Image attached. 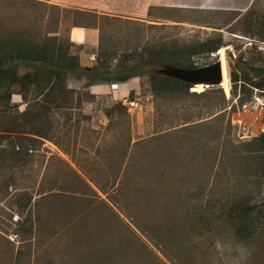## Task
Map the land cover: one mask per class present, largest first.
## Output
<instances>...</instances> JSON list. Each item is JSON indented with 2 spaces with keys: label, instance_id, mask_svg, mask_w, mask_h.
<instances>
[{
  "label": "rangeland",
  "instance_id": "374dc122",
  "mask_svg": "<svg viewBox=\"0 0 264 264\" xmlns=\"http://www.w3.org/2000/svg\"><path fill=\"white\" fill-rule=\"evenodd\" d=\"M220 2L0 0V40L49 34L69 43L73 26H90L99 29L97 53L119 73L136 63L127 54L221 36L230 78L228 92L190 83L198 95H158L150 75L171 64L117 82L125 94L95 93L71 75L66 107L37 141L22 113L37 110L36 94L25 100L13 86L0 111V264H264V229L241 241L216 213L212 233L194 229L198 212L234 199L264 209V153L248 155L264 133V89L244 92L230 77L244 68L254 80L249 65L264 66V0L239 10ZM220 56L194 58L202 66ZM14 143L26 154L13 153Z\"/></svg>",
  "mask_w": 264,
  "mask_h": 264
},
{
  "label": "trees",
  "instance_id": "16d2710c",
  "mask_svg": "<svg viewBox=\"0 0 264 264\" xmlns=\"http://www.w3.org/2000/svg\"><path fill=\"white\" fill-rule=\"evenodd\" d=\"M223 45V38L218 36L196 42L192 46L182 47L181 45H175L173 47L155 46L144 48L140 53L125 55V61L134 59L136 63L123 68L117 73L108 70L110 57L103 60L100 53L96 54L94 65L82 66L80 51L83 46L71 40H69V43L60 42L56 35L47 34L46 40L43 42L30 38L0 40V111H5L3 108L4 102L10 103L11 90L15 85L20 87L18 93L22 94L25 100H28L29 95L36 94L34 105H36L37 110L32 112V110L29 111V108H27L22 112L23 114L26 113L32 124V130L27 133H30L31 138L36 141L44 138L48 139L51 135V126L53 125L51 120L48 119L49 115L66 107L65 104L70 99L71 90L67 87L69 76L86 78V85L92 90V86L94 85L112 84L127 81L135 76H141L147 73V71L140 72V69L148 68L151 65L171 64L182 67H197L198 65H196L194 57L205 54L210 55ZM22 66L28 68L24 73H20L19 71V68ZM249 69L255 73L256 78L254 80L249 77V72L244 68L242 76H240V72L237 70L233 69L231 71L230 77L234 83V88L238 87L241 81L244 92H251L253 90L252 87L264 89V66L250 64ZM150 79L152 89L158 95L169 88L180 94L198 95L195 92L189 91L191 87L190 83L163 74H152L150 75ZM236 92L237 89H235L234 93ZM44 121L47 123H44ZM253 141L249 145L254 149L251 147V153L248 155L264 153V133ZM1 145H3L2 138H0ZM13 146L11 150L13 153L26 154V152H20V146L17 148L15 143ZM3 149L0 147V154L5 151ZM20 158L25 159L24 157ZM247 159L249 160V158ZM257 167L259 166L257 165ZM241 198L226 202L220 206H218L219 204L215 205L217 210L213 211L214 208L210 209L208 210V214L206 212H198L200 217L197 218L198 222L194 223V229H198L196 227H199L198 225L202 223L201 228L207 233H212L215 230L213 222L216 213L218 218L230 227L232 233L239 240L257 239L256 235L264 229V223H259L261 221L260 215H264V209L259 208L257 211V207L249 204L247 198ZM26 199L29 202L31 196ZM262 203L263 205L260 207L264 208V202ZM183 214L191 215L189 209L186 207ZM180 216L181 218L183 217L182 215ZM200 235L207 234L203 232ZM149 239L152 240L153 236H149Z\"/></svg>",
  "mask_w": 264,
  "mask_h": 264
},
{
  "label": "crops",
  "instance_id": "0c3cea01",
  "mask_svg": "<svg viewBox=\"0 0 264 264\" xmlns=\"http://www.w3.org/2000/svg\"><path fill=\"white\" fill-rule=\"evenodd\" d=\"M219 1L220 0H206V4L213 6V4H217ZM245 2H247V0H227V3H225L224 0H222V2L220 3L228 5V7H226L225 9H232V10L238 9L239 10V5L241 3L245 5ZM69 6H73V5H69ZM70 38L72 42H75L76 44L83 46L82 50L80 51L81 65L88 66V65L93 64L98 48H99V45H98L99 29L93 28L90 26H85V25L73 26L70 29ZM117 84H118L117 88L116 87L112 88L111 84L94 85L93 91L95 93H100V91H103V90L108 91V92H113V93L114 91H117L119 93L125 94L124 90L120 88L119 83ZM16 96H19V95H16Z\"/></svg>",
  "mask_w": 264,
  "mask_h": 264
},
{
  "label": "water",
  "instance_id": "95a60500",
  "mask_svg": "<svg viewBox=\"0 0 264 264\" xmlns=\"http://www.w3.org/2000/svg\"><path fill=\"white\" fill-rule=\"evenodd\" d=\"M159 72L163 75L184 82H188L191 84L204 83L209 87H213V86L223 87L222 81L224 79V74L220 59H218L213 63H209L206 65L197 66L193 68L176 66V65H167L164 68L160 69Z\"/></svg>",
  "mask_w": 264,
  "mask_h": 264
},
{
  "label": "bare ground",
  "instance_id": "6f19581e",
  "mask_svg": "<svg viewBox=\"0 0 264 264\" xmlns=\"http://www.w3.org/2000/svg\"><path fill=\"white\" fill-rule=\"evenodd\" d=\"M222 51H223L222 48L219 49V54L221 55L220 56V60H221V63H222L223 74H224V79L222 81V86L228 92V89H229V77H228V74H227V69H226V65H225V61H224V55L222 54ZM202 87H203L202 84H197V86L195 87V90H199L200 91V89H202ZM259 125H260V123H259Z\"/></svg>",
  "mask_w": 264,
  "mask_h": 264
},
{
  "label": "built area",
  "instance_id": "2783aa9c",
  "mask_svg": "<svg viewBox=\"0 0 264 264\" xmlns=\"http://www.w3.org/2000/svg\"><path fill=\"white\" fill-rule=\"evenodd\" d=\"M113 86L116 85V83L112 84Z\"/></svg>",
  "mask_w": 264,
  "mask_h": 264
}]
</instances>
